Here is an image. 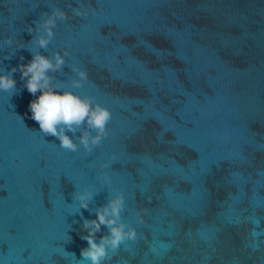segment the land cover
I'll return each instance as SVG.
<instances>
[{"label":"water","instance_id":"water-1","mask_svg":"<svg viewBox=\"0 0 264 264\" xmlns=\"http://www.w3.org/2000/svg\"><path fill=\"white\" fill-rule=\"evenodd\" d=\"M80 4L95 15L75 16ZM56 7L68 19L47 49L31 45L27 28ZM29 47L67 49L53 82L112 119L91 153L65 151L13 73L17 92L0 91V264H90L83 219L120 191L138 237L105 264H264V0H0V74ZM76 190L95 193L80 213Z\"/></svg>","mask_w":264,"mask_h":264},{"label":"clouds","instance_id":"clouds-1","mask_svg":"<svg viewBox=\"0 0 264 264\" xmlns=\"http://www.w3.org/2000/svg\"><path fill=\"white\" fill-rule=\"evenodd\" d=\"M73 13L77 17L95 15L96 9L80 4L79 7L73 9ZM67 19V13L58 7L53 8L51 14L42 13V19L34 22L35 28L31 26L27 28L29 34L38 33L29 43L40 49H47L55 36L54 29L57 21ZM14 40L15 36L10 35L4 41V45L10 47ZM28 50L33 55L31 61L27 64L21 63L18 67H13L11 71L0 74V91L12 94L17 92V81L13 78V73L19 71L22 74L20 79L26 81L28 92L33 96L40 93L30 102L29 109L32 114L31 118L39 124V132L43 134V137H55L59 140V147L65 151L77 152L82 146L88 153H91L109 134L108 124L112 119L110 109L95 102L91 96H81L69 89L60 90L62 85L53 82L54 77L49 73L63 70L66 64L65 57L69 55L67 49L63 54L56 51L52 57L42 55L40 51H33L31 47ZM10 58L11 56L5 57V59ZM23 59L21 57V60ZM71 69L78 76L71 81L72 88L83 87L84 82L89 79L87 71L75 64L71 66ZM80 129H83V132L77 138L79 141L77 143L73 136ZM69 132L73 136L68 135ZM108 166L107 163L101 165L102 168ZM104 182L110 184L111 177L105 175ZM94 195L95 193L91 190H76L73 193V200L78 201L76 213H80L81 209H89ZM125 208V195L120 191L109 198L107 204L94 210L95 219H83V229L87 235H82L81 239L86 240L88 246L81 249V261H88L90 264H105L113 259L112 254L125 241L137 240L136 228L123 220L122 213ZM136 222L143 223L144 215L137 213ZM102 226L108 231L97 242V233L102 231ZM69 254L76 258L74 253Z\"/></svg>","mask_w":264,"mask_h":264}]
</instances>
